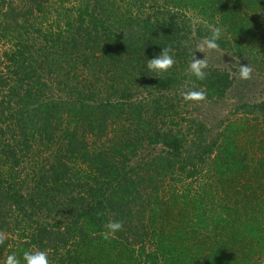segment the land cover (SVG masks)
<instances>
[{
  "label": "trees",
  "instance_id": "obj_1",
  "mask_svg": "<svg viewBox=\"0 0 264 264\" xmlns=\"http://www.w3.org/2000/svg\"><path fill=\"white\" fill-rule=\"evenodd\" d=\"M108 1L0 0V258L264 264V100L246 96L264 79V0H120V17ZM208 24L232 65L207 62L197 80L188 65L193 52L202 59ZM162 47L176 63L156 75L146 59ZM189 88L206 98L186 101ZM234 88L239 101L210 126L201 107ZM143 170L209 181L142 192L133 177ZM141 192L144 209L130 203ZM110 220L123 226L105 239Z\"/></svg>",
  "mask_w": 264,
  "mask_h": 264
},
{
  "label": "rangeland",
  "instance_id": "obj_2",
  "mask_svg": "<svg viewBox=\"0 0 264 264\" xmlns=\"http://www.w3.org/2000/svg\"><path fill=\"white\" fill-rule=\"evenodd\" d=\"M18 1L19 0H17V2ZM116 1L120 2V0H116ZM108 2H110L109 8L110 7L112 8L111 3L115 4L113 7L114 11L116 12L117 17H120V13L122 10H125V8H124L125 6L119 4L115 1H108ZM117 5H119V7H120V9L118 11L115 10ZM146 5H147V7H149L148 3ZM145 11H146L145 15H147L151 12V9L145 10ZM186 15L190 18V20H194V15H192L191 13L188 12V13H186ZM197 44L199 45L200 42H197ZM64 47H66V50L69 48L68 46H65V45H64ZM2 49H4V46L0 44V52L2 51ZM200 52L202 53L201 58L204 57V59H206L209 64L216 65L218 67L220 66V67H227V68H229L230 65H232L230 57L227 55H224L218 49H216V50L204 49L203 51H200ZM106 71H107V75H104V79L107 76L109 79H111V77H113V75L111 73H108L107 67H106ZM261 76H264V71L261 72ZM253 86L254 87H250L248 94L247 95L245 94V95L248 97L249 95L253 94V92L255 90V99L257 101L264 100V79L258 78V81L253 82ZM232 91H233V93L229 96V99L227 98V100H225V102L220 107L208 108L206 105H203L201 107V109L203 111H200V112H203L205 121L208 124H210V126H212L214 124V119H216L217 117L219 118V117H222V115H227L228 110H230L233 107L232 105H235L239 101L240 94L235 92V88ZM241 95L243 97V94H241ZM246 99H242V100H246ZM179 105H181V104H179ZM186 108H187V106H186ZM178 109L182 110V108H178ZM187 110H188V112H190L191 107H188ZM194 114L196 115V112ZM168 126L166 128H168ZM179 129L182 133L186 132L185 126H181ZM175 130H177V129L174 128V130H172L173 131L172 133H175ZM165 131H167V129H165ZM156 154H157V152L155 153V156H156ZM154 163H155L154 167H152V165H151L150 166L151 168H154V170L155 169H161L160 168V165H161L160 162L155 161ZM180 173H181V171H178V173H176L174 175V177L169 175L170 177H167L163 181H161V177H160V180H158V178H159V175H157L158 173H146V170H143L140 172V175L138 174L136 177H133V180L136 183V185L138 186L139 191H142V190L153 191V187H155V186L160 187V189H164V188H168V187L172 186L178 192L184 191V189L186 187H191V193H193L195 191L201 192V190H203V188L206 186V184L209 181V179L207 177V173H203L200 176L198 175L194 179H185V178H183V175H181ZM156 182H160V185L156 184ZM142 192H145V191H142ZM142 192H141L142 197H138L137 195L132 196L130 203L136 204L137 208L139 205L144 209V206L147 203V199L145 197H143L144 193H142ZM219 203H220V199H219ZM129 207H131V205H129ZM216 209L218 210L219 213H221L220 206H217ZM131 212L134 213V212H136V210H131ZM0 259H3V263H4V261L6 260L5 252L1 254Z\"/></svg>",
  "mask_w": 264,
  "mask_h": 264
},
{
  "label": "clouds",
  "instance_id": "obj_3",
  "mask_svg": "<svg viewBox=\"0 0 264 264\" xmlns=\"http://www.w3.org/2000/svg\"><path fill=\"white\" fill-rule=\"evenodd\" d=\"M207 27L210 29V35L203 37L200 44L198 45V50L203 51L207 50H216L219 48V40L221 36V29L215 27L211 24H208ZM146 41V40H145ZM144 41V42H145ZM192 53L188 71L194 76L197 80H203L206 76V69L208 67L207 60L197 59ZM176 60L173 55L172 49L170 47H162L161 51L154 55L151 59H146V69L149 72L155 73L156 75L167 74L175 65ZM239 72L238 76L242 80L249 79L252 74V68L247 63L246 65L238 66ZM184 99L186 101H203L205 93L199 91L195 88H189L186 92L183 93ZM122 222L118 220H110L105 225L104 237L107 239L110 236H114L121 228ZM23 260L24 264H50L48 254L46 251H25L22 256L18 257L15 252L10 253L4 264H21Z\"/></svg>",
  "mask_w": 264,
  "mask_h": 264
}]
</instances>
